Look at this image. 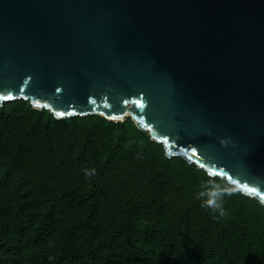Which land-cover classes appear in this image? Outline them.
Masks as SVG:
<instances>
[{
	"label": "water",
	"instance_id": "1",
	"mask_svg": "<svg viewBox=\"0 0 264 264\" xmlns=\"http://www.w3.org/2000/svg\"><path fill=\"white\" fill-rule=\"evenodd\" d=\"M0 97L130 116L264 204V0H0Z\"/></svg>",
	"mask_w": 264,
	"mask_h": 264
},
{
	"label": "trees",
	"instance_id": "2",
	"mask_svg": "<svg viewBox=\"0 0 264 264\" xmlns=\"http://www.w3.org/2000/svg\"><path fill=\"white\" fill-rule=\"evenodd\" d=\"M130 117L0 105V264H264V204L235 185L225 215Z\"/></svg>",
	"mask_w": 264,
	"mask_h": 264
},
{
	"label": "clouds",
	"instance_id": "3",
	"mask_svg": "<svg viewBox=\"0 0 264 264\" xmlns=\"http://www.w3.org/2000/svg\"><path fill=\"white\" fill-rule=\"evenodd\" d=\"M231 141L222 140L221 145L226 146ZM206 182L201 185V191L198 193L197 198L202 200V206L205 208L218 211L221 216L225 215L223 209V198L235 194V185L223 186L214 182Z\"/></svg>",
	"mask_w": 264,
	"mask_h": 264
},
{
	"label": "snow or ice",
	"instance_id": "4",
	"mask_svg": "<svg viewBox=\"0 0 264 264\" xmlns=\"http://www.w3.org/2000/svg\"><path fill=\"white\" fill-rule=\"evenodd\" d=\"M0 99H11V97H0ZM60 115H63V113H60ZM249 191H254L253 189H249Z\"/></svg>",
	"mask_w": 264,
	"mask_h": 264
},
{
	"label": "rangeland",
	"instance_id": "5",
	"mask_svg": "<svg viewBox=\"0 0 264 264\" xmlns=\"http://www.w3.org/2000/svg\"><path fill=\"white\" fill-rule=\"evenodd\" d=\"M11 101H14V100H11ZM9 102V101H8ZM91 114H94V113H91ZM86 115H89V114H86ZM82 116H85V115H82Z\"/></svg>",
	"mask_w": 264,
	"mask_h": 264
}]
</instances>
